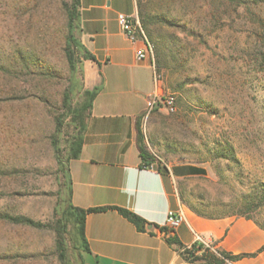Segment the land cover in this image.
<instances>
[{"label": "rangeland", "instance_id": "obj_1", "mask_svg": "<svg viewBox=\"0 0 264 264\" xmlns=\"http://www.w3.org/2000/svg\"><path fill=\"white\" fill-rule=\"evenodd\" d=\"M142 2L147 30L136 17L161 95L175 101L173 112L160 105L140 117L144 145L162 165L205 169L178 183L191 205L245 210L264 224V0ZM64 3L72 0H0V213L40 223L0 220V264H85L56 229L58 159L70 153L85 102L84 59L77 51L70 70L64 50ZM72 34L79 40L76 23Z\"/></svg>", "mask_w": 264, "mask_h": 264}, {"label": "crops", "instance_id": "obj_2", "mask_svg": "<svg viewBox=\"0 0 264 264\" xmlns=\"http://www.w3.org/2000/svg\"><path fill=\"white\" fill-rule=\"evenodd\" d=\"M78 10L79 40L94 56L82 62L83 85L101 89L85 119L79 155L69 162L71 199L82 209L106 207L85 216V264H193L168 239L188 246L195 234L232 254L264 247V229L252 220L204 218L181 202L178 183L194 176L190 166L198 165L143 166L137 122L163 87L155 79L150 56L135 58L143 43H132L118 23L119 14L137 16L136 0H79ZM116 208L141 217L143 229ZM169 211H181L185 217L173 230L164 225ZM231 264H264V248Z\"/></svg>", "mask_w": 264, "mask_h": 264}, {"label": "trees", "instance_id": "obj_3", "mask_svg": "<svg viewBox=\"0 0 264 264\" xmlns=\"http://www.w3.org/2000/svg\"><path fill=\"white\" fill-rule=\"evenodd\" d=\"M137 14L142 23V26L147 30V20L145 19V4L142 0H137ZM79 0H72V4L68 5L64 3V10L67 18V26H68V33L66 35V42H65V53L68 59V63L70 66V70L74 69V56L77 51L81 52V56L83 59H91L94 60V56L87 51V49L81 44L80 40L76 39L72 34V28L74 24H78L79 20ZM101 86H96L93 89H85L84 96L85 102L82 104L80 110L84 113L82 115L79 125L78 136L74 140L71 145L70 153L65 158V162H62L58 159V163L60 164V170L63 171L64 174V181H65V188H64V196L61 198L58 208L56 209V214L58 215L57 219V232L58 237L61 239L59 243L61 245H65V240L63 237L64 233H68L69 241L72 247L79 251L82 255L85 252H88L87 241L84 235V219L87 213L92 211H101L105 210L106 207H98V208H90V209H82L75 206L72 203L71 195H72V188H71V178L69 173V162L72 159L78 157L80 152V147L82 143L83 131L85 127V119L89 114L92 101L95 96L100 91ZM78 117H80V112H78ZM139 121L137 122V143L139 154L142 159V164L144 167L150 166L152 162H156L158 168L164 169L165 166L162 165L159 161L155 160V157L148 151L146 146L143 143V136L139 129ZM61 126V123L56 119L55 128L58 131ZM55 143L53 142V145ZM191 174L195 175H203L205 174V169L200 166H190ZM180 200L183 204H185L191 211L195 214L208 218V219H217L224 216H237V217H244L246 219L252 220L258 226L264 229V224L260 223L252 216L248 214L247 211H214L208 210L207 206L200 203L199 207H195L185 201L182 196H180ZM246 209H254L256 207L252 206L251 202L246 203ZM120 214H122L125 218L135 224L139 229H143L144 220L136 215L135 213L123 209V208H116ZM0 220L7 221L13 224H20V225H27L31 227L40 226V223L33 220L32 218L25 216V215H13L10 213H0ZM168 241L170 243L176 244L181 255L183 256L184 260L194 263L200 262L202 264H228L229 262H235L245 257H253L259 251H261L264 247H261L255 252L252 253H239V254H232L223 250L215 249V251L211 250L210 248H204L202 245H198L197 247L194 246L192 250L185 248L176 238H169ZM64 250V249H62Z\"/></svg>", "mask_w": 264, "mask_h": 264}, {"label": "built area", "instance_id": "obj_4", "mask_svg": "<svg viewBox=\"0 0 264 264\" xmlns=\"http://www.w3.org/2000/svg\"><path fill=\"white\" fill-rule=\"evenodd\" d=\"M118 23L126 35V37L132 42L141 41L143 43V48L136 51V60H143L146 56H151L152 48L147 41L140 23L136 16L133 15H118ZM156 81H160L159 75L156 74ZM156 104L163 106L167 111L173 112L175 110L174 97L171 95H161L155 94L149 108L154 107ZM185 217L181 211H169L165 220V227L173 230L178 227L182 222H184ZM202 245L204 248H210L215 251V247L208 239H204L200 234H195L194 243L192 245L185 246V248L192 250L194 246Z\"/></svg>", "mask_w": 264, "mask_h": 264}, {"label": "water", "instance_id": "obj_5", "mask_svg": "<svg viewBox=\"0 0 264 264\" xmlns=\"http://www.w3.org/2000/svg\"><path fill=\"white\" fill-rule=\"evenodd\" d=\"M158 107H159V104H156V105H155V108H158Z\"/></svg>", "mask_w": 264, "mask_h": 264}]
</instances>
